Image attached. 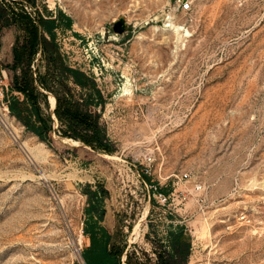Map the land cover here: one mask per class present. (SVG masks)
<instances>
[{"label":"rangeland","instance_id":"1","mask_svg":"<svg viewBox=\"0 0 264 264\" xmlns=\"http://www.w3.org/2000/svg\"><path fill=\"white\" fill-rule=\"evenodd\" d=\"M33 2L0 1L69 17L58 53L103 95L89 109L113 150L60 135L48 92V141L8 114L21 33L1 27L0 264H83L84 210L100 188L122 264H264V0H192L174 15L181 31L164 25L173 0ZM30 66L44 71L40 53Z\"/></svg>","mask_w":264,"mask_h":264},{"label":"trees","instance_id":"2","mask_svg":"<svg viewBox=\"0 0 264 264\" xmlns=\"http://www.w3.org/2000/svg\"><path fill=\"white\" fill-rule=\"evenodd\" d=\"M26 2L34 3L33 0ZM45 13L31 17L23 9L10 10L0 3V28L13 25L21 33L14 37L12 62L8 66L12 72L8 91L20 96L9 94L4 99L8 114L39 140L48 141L52 121L49 113L40 108V103H46L48 92L54 97L52 112L61 126L60 135L80 141L91 150L111 152L113 147L98 123V114L89 109L103 105V95L91 76L66 65L58 53L55 29H69L71 20L60 11L54 16ZM36 53L44 60L42 73L30 66ZM106 193L100 188L88 194L82 227L88 243L80 253L84 264H122L123 248L112 243V235L100 223L105 210L98 204ZM174 242L183 243L179 234Z\"/></svg>","mask_w":264,"mask_h":264},{"label":"built area","instance_id":"3","mask_svg":"<svg viewBox=\"0 0 264 264\" xmlns=\"http://www.w3.org/2000/svg\"><path fill=\"white\" fill-rule=\"evenodd\" d=\"M191 7H192V0H173L172 8L165 15V20H166V23L164 24L165 27L168 28L169 30L181 31L182 25L179 26L175 24L174 15L178 11L179 12L189 11L191 10ZM175 25L178 26V29H175L174 27ZM184 35L186 34L184 33ZM182 177H187V175L183 174ZM154 189L156 190L155 187ZM197 189H200V187L198 186ZM155 197L162 204H165L168 201V196L160 191H157V193L155 194Z\"/></svg>","mask_w":264,"mask_h":264},{"label":"water","instance_id":"4","mask_svg":"<svg viewBox=\"0 0 264 264\" xmlns=\"http://www.w3.org/2000/svg\"><path fill=\"white\" fill-rule=\"evenodd\" d=\"M112 29L115 33H123L125 29V21L123 18H120L113 22ZM84 264V262H83Z\"/></svg>","mask_w":264,"mask_h":264},{"label":"bare ground","instance_id":"5","mask_svg":"<svg viewBox=\"0 0 264 264\" xmlns=\"http://www.w3.org/2000/svg\"><path fill=\"white\" fill-rule=\"evenodd\" d=\"M175 27V29H178V26H174Z\"/></svg>","mask_w":264,"mask_h":264}]
</instances>
